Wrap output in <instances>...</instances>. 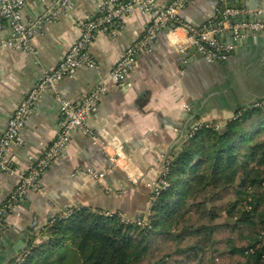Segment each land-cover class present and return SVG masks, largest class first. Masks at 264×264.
Here are the masks:
<instances>
[{"label":"crops","instance_id":"1","mask_svg":"<svg viewBox=\"0 0 264 264\" xmlns=\"http://www.w3.org/2000/svg\"><path fill=\"white\" fill-rule=\"evenodd\" d=\"M172 1L157 0L162 6ZM98 3L75 0L73 11L45 25L43 34L35 39L37 58L0 47V137L42 71L56 68L78 40L81 23L97 12ZM226 7L250 13L236 15L237 19L223 24L219 20L224 8L220 0H194L181 12V18L196 29H210L222 45L233 44L232 26L264 22V17L251 13L264 8V0H229ZM41 12L34 3L24 10L31 23ZM148 24V16L135 12L114 40L98 35L90 52L99 69L82 68L75 77L64 79L58 85L59 95L80 101L110 75ZM221 24L222 30L214 29ZM171 29L158 35L151 52L136 57L130 79L110 88L98 113L89 118L88 127L104 138L95 141L74 133L66 151L42 175V193L33 192L23 198L18 213L8 215L6 233L0 235V264L17 260L20 255L6 258L7 251L20 240L30 241L34 234L45 233L68 209L88 208L141 218L151 194L149 185L160 179L192 131L210 121L222 127L236 113L264 104V32L244 30L225 62L209 64L196 50L194 53L195 47L184 29ZM7 35L0 32V40ZM60 117L55 95L47 93L26 121L21 135L23 146L10 149L16 166L37 162L54 142ZM84 168L110 170L101 184L78 172ZM17 178L0 173V206L16 188Z\"/></svg>","mask_w":264,"mask_h":264},{"label":"trees","instance_id":"2","mask_svg":"<svg viewBox=\"0 0 264 264\" xmlns=\"http://www.w3.org/2000/svg\"><path fill=\"white\" fill-rule=\"evenodd\" d=\"M165 181L147 226L73 208L8 264H264V104L197 127Z\"/></svg>","mask_w":264,"mask_h":264},{"label":"built area","instance_id":"3","mask_svg":"<svg viewBox=\"0 0 264 264\" xmlns=\"http://www.w3.org/2000/svg\"><path fill=\"white\" fill-rule=\"evenodd\" d=\"M193 1L173 0L169 5L162 6L157 0H99L97 12L81 23L78 40L68 49L56 68L42 71L37 84L18 105L0 137V173L18 177L16 188L0 206V235L6 233L8 215L18 213L20 201L33 192L42 193L40 186L42 175L66 151L74 133L80 132L95 141L104 138V135L95 133L88 127L89 118L98 113L101 102L110 88L120 87L130 79L136 57L142 52H151L158 35L164 29L172 30L171 27L184 29L192 45L209 64L225 62L229 58L237 48L235 44L222 45L212 37L210 29L204 27L199 30L182 20L181 12ZM228 2L229 0H220V5L226 7ZM32 3L41 7L42 12L31 23L26 20L24 10ZM74 8L75 0H0V32L8 33L7 38L0 40V47L20 51L37 58L39 53L35 46L36 37L43 34L45 25L56 22ZM135 12L148 16L149 24L143 36L134 42L116 63L110 75L103 79L96 88L84 94L80 101L74 102L59 95L58 85L64 79L75 77L82 68L99 69L90 52L96 37L105 35L110 40H114L117 34L124 29L126 19ZM249 13L229 9L224 14L223 24L230 23L231 18L236 15ZM251 13L256 17H264V8ZM244 30H250L253 33L264 32V22L232 26L234 41L241 38L240 33ZM47 93H53L60 105L61 117L55 140L41 153L36 163L26 167L16 166L15 161L10 157V149L12 146H23L21 135L26 121ZM121 150V147L117 150L118 156ZM111 161L115 162L116 158H111ZM108 170L110 169L96 172L91 168H84L78 172L103 184ZM167 173L168 168L161 174L160 179L149 185L151 207L157 200L160 190L167 186L165 181ZM72 212V209H68L61 216L67 218ZM24 258L25 255H20L17 262L23 263Z\"/></svg>","mask_w":264,"mask_h":264},{"label":"water","instance_id":"4","mask_svg":"<svg viewBox=\"0 0 264 264\" xmlns=\"http://www.w3.org/2000/svg\"><path fill=\"white\" fill-rule=\"evenodd\" d=\"M229 9H231V7H224L221 10L222 12H221V16H220L219 20L222 23H224V14ZM237 18H238L237 16L236 17H232L231 20L232 19H237ZM217 22H219V21L217 20L216 23ZM256 22H258V20L257 21H252L251 24H254ZM259 22H262V21H259ZM231 25H233V24L231 23ZM223 27H224V25L221 24V25H217V27H215L214 29L215 30H222ZM243 32L244 31H241V33H240L241 36L243 35ZM230 34L233 36V31H231ZM217 37H220V35H217ZM238 42H239V40L234 41L233 44L237 45ZM195 50H196V48L193 50L194 53H196V51H197V50L196 51ZM200 56L203 58V56L201 54H200ZM25 236H27V235H25ZM30 245H31V239H30V241L29 240H26V241L20 240V241H18L16 244H14L11 247V249L9 251H7V254H5L6 255V258H13L16 255H21L24 251H26V250H28L30 248Z\"/></svg>","mask_w":264,"mask_h":264},{"label":"rangeland","instance_id":"5","mask_svg":"<svg viewBox=\"0 0 264 264\" xmlns=\"http://www.w3.org/2000/svg\"><path fill=\"white\" fill-rule=\"evenodd\" d=\"M151 208H152L151 204H150V202H148L147 210L145 211V213L141 217V219H139V218H128L124 214H121V215H122V218L125 219L127 222H133V223H138L142 226H147L150 222L151 217L153 216V213L151 212ZM34 236L36 237L34 244H37V245H43L49 238H52V237H50L51 235H49L48 231H46L45 233L39 234V235L34 234ZM54 258H56V255H54Z\"/></svg>","mask_w":264,"mask_h":264}]
</instances>
